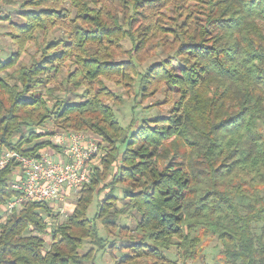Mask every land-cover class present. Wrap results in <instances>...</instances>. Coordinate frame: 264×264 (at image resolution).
<instances>
[{
  "label": "trees",
  "instance_id": "obj_1",
  "mask_svg": "<svg viewBox=\"0 0 264 264\" xmlns=\"http://www.w3.org/2000/svg\"><path fill=\"white\" fill-rule=\"evenodd\" d=\"M2 1L18 50L0 58V153L34 155L52 124L105 156L72 213L28 201L1 220L0 264H210L207 237L216 264H264V0ZM106 81L135 92L127 126ZM160 91L167 115L146 114ZM19 195L0 171V207Z\"/></svg>",
  "mask_w": 264,
  "mask_h": 264
},
{
  "label": "built area",
  "instance_id": "obj_2",
  "mask_svg": "<svg viewBox=\"0 0 264 264\" xmlns=\"http://www.w3.org/2000/svg\"><path fill=\"white\" fill-rule=\"evenodd\" d=\"M50 140L34 155L10 149L0 153V171L11 170L12 189L20 192L0 207V222L28 201H64L89 182L99 144L74 131Z\"/></svg>",
  "mask_w": 264,
  "mask_h": 264
},
{
  "label": "rangeland",
  "instance_id": "obj_3",
  "mask_svg": "<svg viewBox=\"0 0 264 264\" xmlns=\"http://www.w3.org/2000/svg\"><path fill=\"white\" fill-rule=\"evenodd\" d=\"M18 4L21 3V0H18ZM6 3H3V1H0V6H2L3 8L1 10H5V8H8V6H6ZM3 12H7V10L3 11ZM16 19V18H15ZM18 20V19H16ZM7 22L6 21H0V58H6L8 57L11 53H13L14 51L18 50V46L15 44V42L11 39V37L8 35V31H9V26H7ZM123 46L124 49L127 50L130 49L131 47V43L129 40H124L123 41ZM29 51L32 52L34 51V47L33 45L29 46ZM124 51V50H123ZM159 52L158 51H154V55H152V53H148L147 54V58L146 60H143V65H148L151 64L152 62L155 61V59H157ZM23 57H27V56H23ZM123 59H128V54L122 52L119 56H117V60H123ZM107 83V87L110 88L111 92H115L119 95H121L122 99L121 100H114V101H109L108 100V104H110L113 109L117 112V115L119 116L122 124L124 126L129 125V122L132 118V112H131V108H130V104L132 105V99H134L135 96V92H133L131 98L130 96H128V93H125V88L122 86H118L116 85L114 82L112 81H106ZM73 98H75V100H78V96H72ZM164 94L162 91L160 92H156V94H152L146 98L139 99L138 101L141 103L142 106H150L151 110L149 111V113L146 111V114H149L151 116H157V115H167L168 113V109H169V104L166 103L164 101ZM139 98V97H138ZM124 103V104H123ZM157 105V106H156ZM147 110V109H145ZM46 129L42 127H37L36 129L38 130V132L44 131H53L52 133H56L54 135H49V139H54V137L57 134L63 133V132H68V131H74V132H80L83 133L89 140H94L97 143L100 142L102 143V145H104V141L101 137H99L98 135L95 134H90V133H86L83 131H75L72 129H68V130H63L62 129H56L52 124H47ZM44 129V130H43ZM42 139H45V137L43 136ZM102 141V142H101ZM105 156V152L104 150L99 148V152L96 155V157L93 158V160H91L92 165L99 167L100 169L102 168L101 165V161H102V157ZM90 163V165H91ZM111 179V177H109V179H107L103 184H106L109 180ZM73 193L71 194L68 198H66V200L64 201H55V202H48L49 205L55 210V211H59L63 216H65L66 214L68 215L69 213H72L75 207V203L77 200V195ZM104 195V192H101L100 197L102 198ZM17 211V210H16ZM14 212V211H13ZM130 224V221L128 222ZM44 238L49 241V237L48 235H45ZM114 238V237H112ZM204 253L206 254V261L209 262L210 264H216L217 262H219V252L221 250L220 248V244L218 242V240H216L215 238L212 237H207L205 242H204ZM204 256V258H205ZM98 264H114V262L111 260L110 257H108L107 255L103 258L100 257L98 259ZM221 263V262H220Z\"/></svg>",
  "mask_w": 264,
  "mask_h": 264
}]
</instances>
